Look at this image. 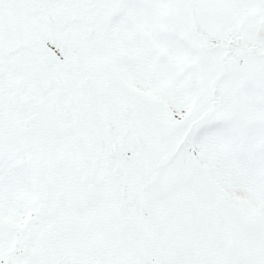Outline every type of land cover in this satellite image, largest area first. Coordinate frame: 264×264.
<instances>
[{
    "label": "snow or ice",
    "instance_id": "snow-or-ice-1",
    "mask_svg": "<svg viewBox=\"0 0 264 264\" xmlns=\"http://www.w3.org/2000/svg\"><path fill=\"white\" fill-rule=\"evenodd\" d=\"M0 264H264V0H0Z\"/></svg>",
    "mask_w": 264,
    "mask_h": 264
}]
</instances>
